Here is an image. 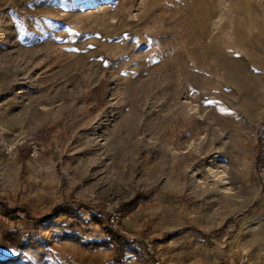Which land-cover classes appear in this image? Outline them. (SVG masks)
I'll list each match as a JSON object with an SVG mask.
<instances>
[{
  "label": "rangeland",
  "instance_id": "374dc122",
  "mask_svg": "<svg viewBox=\"0 0 264 264\" xmlns=\"http://www.w3.org/2000/svg\"><path fill=\"white\" fill-rule=\"evenodd\" d=\"M261 123L264 0H0V264H264Z\"/></svg>",
  "mask_w": 264,
  "mask_h": 264
},
{
  "label": "trees",
  "instance_id": "16d2710c",
  "mask_svg": "<svg viewBox=\"0 0 264 264\" xmlns=\"http://www.w3.org/2000/svg\"><path fill=\"white\" fill-rule=\"evenodd\" d=\"M57 210H61L60 212H68L69 217L73 216V213H71L70 209H67L66 207H58ZM3 212L7 215V217L13 219V220H20L21 218L19 217L20 213L24 214V217L22 218L25 222L26 225L29 227L28 233H32L36 231L38 228H40L47 218L50 216H44V217H33L28 214V211L25 207H17V208H8L5 205L3 206ZM81 219H75L74 223L70 225V227L74 228L75 224H79V221ZM110 236L113 237L112 242L115 243V248H114V257H113V262L116 264H122V257L124 254V245L130 244L132 242H128V240L118 233L117 231L109 230ZM4 240L8 243L10 247H13L17 250H22L26 247L25 243L23 242V234L22 230L20 229H13V230H7L3 233ZM28 244L31 246L34 243V240L31 237L27 238ZM12 260V259H7V261Z\"/></svg>",
  "mask_w": 264,
  "mask_h": 264
},
{
  "label": "built area",
  "instance_id": "2783aa9c",
  "mask_svg": "<svg viewBox=\"0 0 264 264\" xmlns=\"http://www.w3.org/2000/svg\"><path fill=\"white\" fill-rule=\"evenodd\" d=\"M250 138L253 142H263L264 143V123L258 124L251 128L250 130ZM4 152L5 155L11 159L13 158L17 151L20 149L21 146H27L29 150V155L31 157H36L38 154V146L35 141L29 139L27 135L23 132L12 133L7 141L4 142ZM112 224H117L118 217L112 216L110 219ZM159 264V262H156ZM240 264H249L247 258L241 260Z\"/></svg>",
  "mask_w": 264,
  "mask_h": 264
},
{
  "label": "crops",
  "instance_id": "0c3cea01",
  "mask_svg": "<svg viewBox=\"0 0 264 264\" xmlns=\"http://www.w3.org/2000/svg\"><path fill=\"white\" fill-rule=\"evenodd\" d=\"M262 229H264V223H263V225H262Z\"/></svg>",
  "mask_w": 264,
  "mask_h": 264
},
{
  "label": "bare ground",
  "instance_id": "6f19581e",
  "mask_svg": "<svg viewBox=\"0 0 264 264\" xmlns=\"http://www.w3.org/2000/svg\"><path fill=\"white\" fill-rule=\"evenodd\" d=\"M242 162H244V158L242 157Z\"/></svg>",
  "mask_w": 264,
  "mask_h": 264
},
{
  "label": "snow or ice",
  "instance_id": "6c2138e0",
  "mask_svg": "<svg viewBox=\"0 0 264 264\" xmlns=\"http://www.w3.org/2000/svg\"><path fill=\"white\" fill-rule=\"evenodd\" d=\"M208 103H212L211 101H208Z\"/></svg>",
  "mask_w": 264,
  "mask_h": 264
}]
</instances>
